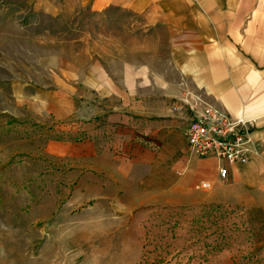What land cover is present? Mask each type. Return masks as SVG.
<instances>
[{
	"label": "crops",
	"instance_id": "obj_1",
	"mask_svg": "<svg viewBox=\"0 0 264 264\" xmlns=\"http://www.w3.org/2000/svg\"><path fill=\"white\" fill-rule=\"evenodd\" d=\"M62 1L79 11L138 16L164 44L157 59L147 53L144 61L87 49L88 60L78 63L53 54L52 46L50 55L38 56L51 69L52 86L25 96L61 122L65 138L50 139L46 151L84 169V200L114 201L125 212L233 205L264 244V0L19 2L51 15ZM188 92L197 111L210 104L250 120L259 152L245 163L191 152L183 122L189 107L172 108Z\"/></svg>",
	"mask_w": 264,
	"mask_h": 264
},
{
	"label": "rangeland",
	"instance_id": "obj_2",
	"mask_svg": "<svg viewBox=\"0 0 264 264\" xmlns=\"http://www.w3.org/2000/svg\"><path fill=\"white\" fill-rule=\"evenodd\" d=\"M19 1L0 0V264H264V244L241 207L125 212L114 201L84 200V169L46 151L62 136L61 122L25 96L52 86L51 69L38 56L52 46L78 63L88 60L87 49L144 61L147 53L157 59L164 44L130 13L79 11L62 1L55 5L60 13L49 15ZM192 94L172 106L189 107L184 126Z\"/></svg>",
	"mask_w": 264,
	"mask_h": 264
},
{
	"label": "built area",
	"instance_id": "obj_3",
	"mask_svg": "<svg viewBox=\"0 0 264 264\" xmlns=\"http://www.w3.org/2000/svg\"><path fill=\"white\" fill-rule=\"evenodd\" d=\"M190 112L185 136L191 152L215 155L231 163H245L251 154L259 152L251 136L250 120L235 119L210 104L200 111L191 107ZM220 173L225 177L227 168H221Z\"/></svg>",
	"mask_w": 264,
	"mask_h": 264
}]
</instances>
